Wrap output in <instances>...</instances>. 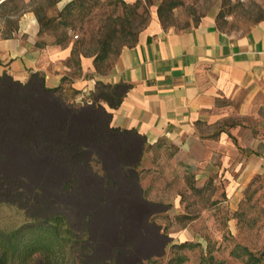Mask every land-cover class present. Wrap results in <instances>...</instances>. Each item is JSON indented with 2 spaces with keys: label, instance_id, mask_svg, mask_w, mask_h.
Returning a JSON list of instances; mask_svg holds the SVG:
<instances>
[{
  "label": "crops",
  "instance_id": "crops-1",
  "mask_svg": "<svg viewBox=\"0 0 264 264\" xmlns=\"http://www.w3.org/2000/svg\"><path fill=\"white\" fill-rule=\"evenodd\" d=\"M10 1L0 0V6ZM71 1L59 3L64 7ZM71 53V47L47 42L38 18L23 11L11 35L0 37V76L25 84L34 74L37 86L62 87V95L78 106L91 104L98 83L126 86L117 107L100 103L110 114V128L136 134L148 148L159 143L176 147L175 161L201 168L218 163L232 191L264 175V19L241 35L221 32L213 15L185 30H164L152 21L119 52L107 73L96 71L95 58L72 63ZM224 106L227 117L237 119L260 112V135L243 126L209 133L227 118L220 117ZM98 151L101 160H109ZM120 205L125 206L117 215ZM159 206L144 197L109 200L90 225L83 247L92 244L95 258L106 264H152L167 248L161 228L149 224ZM61 237L65 245L53 264L73 261L72 239Z\"/></svg>",
  "mask_w": 264,
  "mask_h": 264
},
{
  "label": "rangeland",
  "instance_id": "rangeland-1",
  "mask_svg": "<svg viewBox=\"0 0 264 264\" xmlns=\"http://www.w3.org/2000/svg\"><path fill=\"white\" fill-rule=\"evenodd\" d=\"M26 1L12 0L0 6V37L11 35L23 11H32L40 20L41 34L47 42L71 47L72 63L98 56L95 68L100 73L110 71L119 52L133 45L152 21H158L164 30H185L202 17L213 15L221 32L241 35L264 19V0H73L64 7L59 0ZM225 107L221 108L225 111L221 118L228 116ZM255 113L244 119L229 116L208 132L226 133L243 126L260 135L261 115ZM132 141L131 153L139 154L136 177L124 173L120 180L122 193L115 194L114 201L144 197L160 203L159 212L149 224L161 228L167 248L152 264H246L244 249L252 254L250 264H264V175L232 191L218 163L201 168L180 158L175 161L178 149L174 146L159 143L148 148L135 138ZM105 149L110 157L108 168L115 176V147L108 143ZM89 165L91 169L82 173L85 191L98 190L100 178L108 187L113 185L97 156ZM45 167L52 168L48 164ZM16 169L21 165H0L3 175H16ZM63 200L61 203L50 191L27 210L0 199V234L8 236L32 225L37 217L65 215L66 227L75 236L70 241L73 261L58 264H89L85 257L89 252L83 247L89 243L82 231L85 220L76 216L73 197L65 196ZM182 243L190 246L180 247ZM40 262L35 256L34 264Z\"/></svg>",
  "mask_w": 264,
  "mask_h": 264
},
{
  "label": "trees",
  "instance_id": "trees-1",
  "mask_svg": "<svg viewBox=\"0 0 264 264\" xmlns=\"http://www.w3.org/2000/svg\"><path fill=\"white\" fill-rule=\"evenodd\" d=\"M158 14L161 15L160 8ZM97 60L98 56L94 63ZM36 77L33 74L22 84L6 74L0 76V165H21L16 175L0 173V199L28 210L50 191L61 203L65 196H71L76 216L85 220L82 230L85 235L99 216V209L101 211L121 192L120 180L125 177L124 173L136 177L134 169L139 154L135 159L131 153L132 139L138 140L140 145L144 141L134 133L110 128V114L100 105L104 102L110 108L117 107L126 93V86L98 83L91 104L78 106L62 95V87L37 86ZM108 143L115 147L114 161L118 166L115 176L108 168L110 157L105 151ZM98 150L109 160H101ZM94 156L99 158L103 171L115 184L108 187L100 178L98 190L89 192L82 186V173L91 169L89 164ZM46 164L52 168L45 167ZM131 199L135 198H121L127 202ZM124 206H119L117 215L123 212ZM36 219L34 224L8 236L0 234V264L10 261L34 264L35 256L40 257V264H53L55 255L60 254L65 245L61 236L66 235L64 239L75 237L66 227L65 215ZM188 246L187 243L180 245ZM87 250L90 256L84 255L86 263L106 264L95 258L92 244ZM243 251L248 257L246 264H250L252 254L246 249ZM58 263L57 260L54 264Z\"/></svg>",
  "mask_w": 264,
  "mask_h": 264
}]
</instances>
